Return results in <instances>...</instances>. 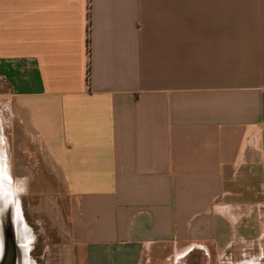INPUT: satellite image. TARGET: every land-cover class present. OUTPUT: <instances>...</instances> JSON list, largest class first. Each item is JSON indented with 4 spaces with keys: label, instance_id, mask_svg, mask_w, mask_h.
<instances>
[{
    "label": "crops",
    "instance_id": "crops-1",
    "mask_svg": "<svg viewBox=\"0 0 264 264\" xmlns=\"http://www.w3.org/2000/svg\"><path fill=\"white\" fill-rule=\"evenodd\" d=\"M0 83L41 264H264V0H0Z\"/></svg>",
    "mask_w": 264,
    "mask_h": 264
},
{
    "label": "rangeland",
    "instance_id": "rangeland-1",
    "mask_svg": "<svg viewBox=\"0 0 264 264\" xmlns=\"http://www.w3.org/2000/svg\"><path fill=\"white\" fill-rule=\"evenodd\" d=\"M5 94L7 88L0 83V96ZM31 171L32 175L36 173L35 169ZM32 181L34 182L33 179ZM9 186L16 208L20 205L25 217V221L21 222L26 234L25 264H41L42 259L45 261L53 257L54 250L51 247L56 245L58 240L65 239L58 236L57 225L61 224L64 227L66 225V201L54 195V188L49 183Z\"/></svg>",
    "mask_w": 264,
    "mask_h": 264
},
{
    "label": "flooded vegetation",
    "instance_id": "flooded-vegetation-1",
    "mask_svg": "<svg viewBox=\"0 0 264 264\" xmlns=\"http://www.w3.org/2000/svg\"><path fill=\"white\" fill-rule=\"evenodd\" d=\"M6 190H10L9 186L0 182V264H20L21 252L17 247L21 241L20 223L25 217L22 207L16 208L11 190Z\"/></svg>",
    "mask_w": 264,
    "mask_h": 264
},
{
    "label": "water",
    "instance_id": "water-1",
    "mask_svg": "<svg viewBox=\"0 0 264 264\" xmlns=\"http://www.w3.org/2000/svg\"><path fill=\"white\" fill-rule=\"evenodd\" d=\"M22 223H20V227H21V229H20V233H21V235L19 234V236H21L20 238V243H19V246L17 247L18 248V250L21 252V254H20V264H25L26 263V251H25V230H24V228L22 227V225H21ZM18 239V238H17ZM14 242H15V240H14ZM16 245H18V244H16ZM19 247H20V249H19Z\"/></svg>",
    "mask_w": 264,
    "mask_h": 264
},
{
    "label": "bare ground",
    "instance_id": "bare-ground-1",
    "mask_svg": "<svg viewBox=\"0 0 264 264\" xmlns=\"http://www.w3.org/2000/svg\"><path fill=\"white\" fill-rule=\"evenodd\" d=\"M7 192H9L10 190H6ZM11 192V191H10ZM12 194V193H11Z\"/></svg>",
    "mask_w": 264,
    "mask_h": 264
}]
</instances>
